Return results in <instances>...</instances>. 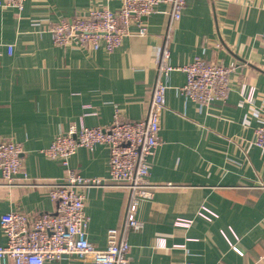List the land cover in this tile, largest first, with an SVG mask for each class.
<instances>
[{
    "label": "crops",
    "instance_id": "0c3cea01",
    "mask_svg": "<svg viewBox=\"0 0 264 264\" xmlns=\"http://www.w3.org/2000/svg\"><path fill=\"white\" fill-rule=\"evenodd\" d=\"M106 3L116 11L121 0H25L23 9H0V139L22 145L28 179L5 186L0 178V216L20 211L30 216L52 213L54 204L44 184L64 176L62 165L41 153L72 124L111 123L115 109L124 120L144 117L156 78L155 60L163 42L168 6L136 25L110 52L72 44L59 47L46 32L63 17L80 15ZM262 0H187L175 24L169 63L182 66L195 56L234 65L225 103L208 107L178 92L185 73L171 71L165 107L160 115L159 145L149 157V181L172 185L139 201V231H129L130 264H264V152L249 145L254 128L264 120V9ZM12 47L11 54L7 46ZM253 87L251 101L240 89ZM108 148H78L69 167L83 177L108 175ZM125 193L116 188L89 187L84 211L86 237L97 248L106 233L119 227ZM215 213L206 220L197 212ZM178 218L189 226L176 225ZM5 238L0 230V245ZM160 244V245H159ZM231 244L244 250L240 255ZM54 264H93L66 256Z\"/></svg>",
    "mask_w": 264,
    "mask_h": 264
},
{
    "label": "built area",
    "instance_id": "2783aa9c",
    "mask_svg": "<svg viewBox=\"0 0 264 264\" xmlns=\"http://www.w3.org/2000/svg\"><path fill=\"white\" fill-rule=\"evenodd\" d=\"M24 1L0 0V9L11 8L19 13ZM160 3L168 6L161 11L166 15V27L155 60L156 78L147 88L149 101L144 117L135 121L124 120L115 109L111 123L96 126L72 124L41 149L45 157L59 162L64 169L61 179L44 184L48 190L47 196L55 206L54 211L37 216L20 211L3 213L0 216V230L5 243L0 245V264H54L66 256H75L80 261L90 260L93 264H130L127 235L129 231H139L142 227V222L136 216L139 201L151 198L155 189L172 187L169 184L154 185L148 179L149 157L160 143L159 122L167 89L164 78L173 70L183 71L185 82L177 88L178 92L184 99L208 107L214 102H226L233 82L231 74L234 65L209 62L199 56L178 67L169 63L173 29L187 0H121L116 11L102 3L80 15L54 21L46 28L56 46L76 44L96 50L102 41L105 50L110 52L129 35V25H136L138 34L143 35L146 18L157 11ZM261 7L264 9V0ZM261 37L264 39V33ZM11 51L12 47L8 45L7 52L11 54ZM253 93V87L242 86L240 89V95L246 101L252 100ZM253 134L249 145L264 152V120L254 128ZM97 144H104L108 148L107 177H83L69 167V157L78 148L92 150ZM23 152L20 143L0 139L2 185L40 186L16 181L28 179L23 168ZM89 187L116 188L125 193L120 225L107 230L106 245L101 249L86 237L89 218L84 211V199ZM197 215L210 220L215 213L201 206ZM190 221L178 218L175 224L189 226ZM230 246L240 255L244 254V250L237 245Z\"/></svg>",
    "mask_w": 264,
    "mask_h": 264
}]
</instances>
